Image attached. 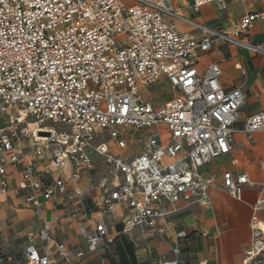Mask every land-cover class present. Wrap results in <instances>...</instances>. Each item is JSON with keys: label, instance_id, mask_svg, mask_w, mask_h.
Here are the masks:
<instances>
[{"label": "built area", "instance_id": "obj_1", "mask_svg": "<svg viewBox=\"0 0 264 264\" xmlns=\"http://www.w3.org/2000/svg\"><path fill=\"white\" fill-rule=\"evenodd\" d=\"M128 1L0 0V195L14 188L10 168H19L15 187L26 192L25 201L41 222L40 229L28 232L24 257L16 264H53L52 258L91 264L86 257L106 256L116 241L110 228L120 206L127 210L122 233L142 230L151 253L156 233L171 235L174 257L163 256L155 264H179L190 234L170 219L177 204L211 208L216 175L203 168L230 152L236 132H264V109L237 127L247 67L239 83L226 88L220 62L199 65L201 53L219 42L264 56V40L250 39L256 22H264V10L244 14L227 30L182 17L168 0ZM210 3L224 11L229 1L192 0V9L198 12ZM177 18L194 30H180ZM162 77L175 95L159 105L143 96L141 86ZM31 119L37 127H29ZM47 121L64 127H49ZM121 128L153 130L128 155L117 150L134 144ZM261 167L264 172V158ZM96 169L104 170L99 178ZM223 181L234 198L254 183L247 172L232 171ZM261 186L243 264H264V218L259 215L264 180ZM94 188L101 193L95 205L100 215L88 217L86 226L79 215ZM60 196L64 214L78 220L86 248L65 245L55 236L45 208L58 206Z\"/></svg>", "mask_w": 264, "mask_h": 264}, {"label": "crops", "instance_id": "obj_2", "mask_svg": "<svg viewBox=\"0 0 264 264\" xmlns=\"http://www.w3.org/2000/svg\"><path fill=\"white\" fill-rule=\"evenodd\" d=\"M168 1L176 9L178 14L188 20L209 25V21L219 16L217 13L219 9L214 3L202 6L200 11L203 10V15L194 17L193 14L196 12L192 9V0H185V3L182 4L180 2L177 4L174 3L175 0ZM241 2L248 3L247 8L236 21L232 19L230 23H227L230 28L236 22L234 25L235 28L244 14L250 11L264 10L259 0H245ZM234 3L238 4L240 2ZM229 7L230 3L228 4V8L223 12L227 11ZM181 19L182 18L174 19L180 30H194L192 23L185 19ZM170 20L172 19L170 18ZM260 26H264V22H256L250 39L254 37L253 34ZM225 27L226 26H223V28ZM225 45L227 44L219 42L215 44L214 47H224ZM227 46L229 47L228 51L231 56L228 58L225 57L221 62L207 54L211 52L214 47L212 50L201 53L199 56L200 66H205L213 61L221 63V82L224 87L232 88L239 83L240 79L243 77V67H247L248 69L247 81L248 76L253 73L256 68H264L263 55L251 53V59H247L238 52V46L233 44H228ZM263 86L264 76L254 79L253 89L255 92H258L264 101V97L261 94ZM171 91L172 94L165 103L169 102L174 97L175 92L173 89ZM243 91L246 94L247 100V94L250 91L246 87V84L243 86ZM254 97H256V95ZM260 109H264V106ZM251 113L253 112L248 113L242 110L237 127L240 125L243 127L246 117ZM253 136L264 140V132L262 131H257L249 135L240 130L234 134L232 148L227 154L233 152L238 158L239 164L237 168H225L220 175H217L215 171L210 169V163L215 158L203 168L204 172L216 175L215 186H213L210 191L213 202L211 208L206 209L199 204L186 206L183 202L177 204L179 210L177 213L173 214L170 219L177 229H185L190 234L186 241H184V249L183 253L179 256V264H243L245 250L252 240L250 224L253 216V205L262 194L261 183L264 180V172L261 167V160L264 158V145H258L252 138ZM257 145L260 147L254 150L260 149V151L254 152L256 155L255 159L250 161L249 156L253 155V146ZM253 162L258 167H252ZM248 165H250L249 168ZM19 171L20 169L17 167L13 166L10 168L12 186L14 188H12L9 193L0 195V224L3 229V231L0 232L1 264H16V259L23 258L25 248L28 245V232L36 231L41 227V222L37 218L35 210L25 201L26 192L19 191L15 187L20 178ZM103 171L102 169H96L94 172L96 178H99ZM227 171H232L234 173L247 172L254 183L245 185L241 196L239 198H234L224 186L223 175ZM87 184L88 178L86 177L82 181V185L87 186ZM90 193L91 197L85 201V208L79 215L80 218H85L83 222L86 226L88 224V217L96 218L100 215L99 209L95 206L97 205L96 202L101 201L100 190L99 188H94ZM57 201L58 206L55 208H51L49 203L46 204L45 208V214L48 218L50 219L52 217L51 226L55 236L65 245H77L79 248H86L85 238L79 231L78 220L72 222L70 218L64 214L66 204L62 196H60ZM69 208H74V205L69 206ZM126 213V208L120 206L117 214L114 216L110 228L111 233L116 239L113 251L106 256L94 255L86 257L85 260L91 264H155V262L163 256L167 258L174 257L170 249L175 244V239L171 235L156 233L154 238L150 239V244L154 248V252L151 253L145 246L142 230L136 228L129 234L122 233L126 221ZM57 215L60 217L58 219H53V217ZM259 215L261 218H264V212H259ZM206 230L209 231L208 235L205 234ZM135 238L138 240H135ZM35 244L38 247L41 245L38 240L35 241ZM52 260L54 263L64 264L58 261L55 262L54 258H52Z\"/></svg>", "mask_w": 264, "mask_h": 264}, {"label": "rangeland", "instance_id": "obj_3", "mask_svg": "<svg viewBox=\"0 0 264 264\" xmlns=\"http://www.w3.org/2000/svg\"><path fill=\"white\" fill-rule=\"evenodd\" d=\"M120 3H130V1L128 0H118ZM230 3V7L227 11L223 12L218 10L217 13L219 14L218 18L216 19H212L211 21H209V25L211 26H226L225 28L227 30H232L234 29V25L235 23L232 25V27L230 28L227 23H230V20L234 19L235 21L244 13L245 9L247 8L248 3H243L240 2L238 4H235L234 2L228 0ZM260 3L262 4L263 8H264V0H259ZM180 2L185 3V0H175L174 3H178ZM181 11V10H180ZM186 13L189 15V13L186 11ZM203 10L200 12H196L195 14H193L194 17L198 16V15H203ZM210 14V13H209ZM208 15V14H207ZM205 15V16H207ZM254 37L251 38V40L253 42L256 41H263L264 40V26H260L259 29L253 34ZM228 45V44H227ZM225 45L224 47H218L215 46L213 48V50L211 52H208L207 54L211 55L215 60L218 61H223L224 58H228L229 56H231L229 54L228 51V46ZM238 52L245 56L247 59H251V52L248 48H239ZM226 74V73H225ZM260 76H264V68H256L255 71L253 73H251L248 76V81L246 83V87L249 89L250 92H248L247 94V100L245 105L243 106L242 110L245 112H255L257 110H259L260 108H262L264 106V101L263 99L260 97V95L258 94V92H255L253 89V83H254V79ZM172 87L171 85L168 83V81L165 78H161L156 84L154 85H142L141 86V93L143 94V96L150 98L154 103L156 104H163L167 101V99L171 96L172 94ZM256 95V97H254ZM46 125L49 127H55V128H60V127H64V125L61 124H55L52 121H47ZM30 128H35L37 127V123H35L32 119L31 122L29 124ZM240 127V129H242L241 125L238 126ZM122 131L125 132V134L129 137L132 138V141L134 144H131L129 142V147L127 149H123V150H119L116 148V146L114 145V143L112 142L111 145L117 149L119 152L121 153H125L128 155H131L132 149L136 148L137 145H139L138 143L140 142V138H145L148 133H150L153 128L151 129H143L140 132H135L133 129H126V128H121ZM256 136V135H255ZM110 138V137H109ZM254 139V141L258 144V145H264V140L262 138H255L254 136L252 137ZM252 141V140H251ZM253 142V141H252ZM253 146V155L249 156V160L252 161L255 159V153L254 152H259L260 149L258 150H254L259 148L260 146ZM133 151H135V149H133ZM255 162V161H254ZM254 162L252 163V167L256 168L258 167L256 164H254ZM239 164V160L238 158L235 156V154L233 152H231L230 154L227 155H221L216 157L211 163H210V169H212L213 171L216 172L217 175H220L222 170L225 168H237ZM250 165H248L249 168ZM256 170V169H255ZM258 188V187H257ZM254 189V188H253Z\"/></svg>", "mask_w": 264, "mask_h": 264}, {"label": "bare ground", "instance_id": "obj_4", "mask_svg": "<svg viewBox=\"0 0 264 264\" xmlns=\"http://www.w3.org/2000/svg\"><path fill=\"white\" fill-rule=\"evenodd\" d=\"M175 5V4H174ZM182 20V19H181Z\"/></svg>", "mask_w": 264, "mask_h": 264}]
</instances>
